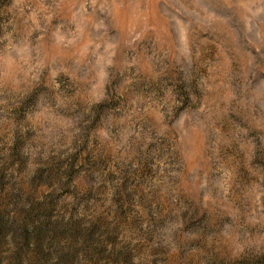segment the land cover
<instances>
[{"label":"clouds","instance_id":"clouds-1","mask_svg":"<svg viewBox=\"0 0 264 264\" xmlns=\"http://www.w3.org/2000/svg\"><path fill=\"white\" fill-rule=\"evenodd\" d=\"M157 6L165 12L159 20H151L155 38L147 58L151 75L145 87L153 94L159 92L163 99L155 108L149 104L144 109L158 114L150 128L157 141L151 152L140 132L125 128L119 141L113 132L114 127L125 124V120L115 119L122 97L127 96L129 107L139 116L133 107L139 99L138 80L121 82L114 74V57L121 43L130 45L139 38L138 31L148 30L149 17L140 11L139 0L119 4L93 0L92 15L99 11L103 19L85 26L93 37L90 58L67 45L61 50L59 42L46 47L43 37L34 42L30 39L32 29L18 32L14 27L15 35L0 37V171L12 185L4 191L14 194L18 190L21 173L34 177L37 170H49L50 157L56 156L59 145L46 142L42 147L33 146L28 134L34 129L37 110L51 112L54 105L67 116L59 123L60 135L115 141L111 146L121 152L119 159L125 163L139 149L144 158L155 161L152 166L169 168L164 183L173 201L181 187L177 180L187 175L196 205L207 209L208 215L194 232L185 234V240L198 241L195 248L174 240L173 233L182 228V222L157 235L152 246L165 247L170 260L176 264H190L193 259L198 264H264V167L253 164L257 153L264 157V0H156L145 4L148 9ZM118 14L128 22L127 40L107 36ZM77 16L73 13L67 24L42 31L45 35L52 31L54 38L60 28L77 23ZM170 20L175 21L170 25L174 38L168 31ZM50 21L48 16L49 25ZM77 32L84 36L79 26ZM202 33L215 39H200ZM209 44L218 49L215 58ZM142 67H138L137 76ZM45 69L47 83L42 84ZM60 73L73 82L61 88L56 82ZM177 84L183 86L182 91L177 90ZM173 133L179 134V140ZM160 171L163 173V168ZM184 210L181 206L180 211ZM194 211L189 209L188 214ZM7 243L11 248L12 241ZM109 252L111 261L119 258L121 248ZM79 260L77 255L74 264ZM25 264L35 261L26 257ZM129 264H136L135 257L129 258Z\"/></svg>","mask_w":264,"mask_h":264},{"label":"rangeland","instance_id":"rangeland-1","mask_svg":"<svg viewBox=\"0 0 264 264\" xmlns=\"http://www.w3.org/2000/svg\"><path fill=\"white\" fill-rule=\"evenodd\" d=\"M121 2L115 0L117 4ZM139 2L140 11L149 17L148 30L138 31L136 35L139 38L130 45L121 43L114 57L117 79L121 82L125 79L138 80L136 96L139 99L133 107L138 110L139 116L129 107L127 96L122 97L116 105L118 112L115 119H123L125 124L117 125L113 132L116 133L115 141L121 139L120 134L125 128L134 133L140 132L142 140L147 141V150L151 152L157 141L150 128L158 114L145 113L144 109L149 104L155 108L163 98L159 92L153 94L150 88L145 87L151 75L147 58L151 56L155 38L151 20L153 17L159 20L165 9L159 6L145 8V4L155 3L156 0ZM92 3L93 0H0V37L13 33L14 27L18 32L32 29L30 39L34 42L43 37L46 47L59 42L61 50L67 45L72 51L90 58L93 37L90 28L85 26H90L97 18L103 19L99 11L92 15ZM80 5H84V9ZM167 11L175 13L174 9ZM57 12L59 15H52ZM73 13L78 14L77 23L60 28L54 38L52 31H48L47 35L42 31L46 28L55 30L56 26L67 24ZM48 16H51L50 25L47 23ZM174 23L171 20L168 23V31L173 38L170 25ZM105 24L109 21L106 20ZM78 26L84 30V36L77 32ZM127 29L128 22L118 14L108 27L107 36L119 35L127 40ZM199 38L215 39L209 33H202ZM208 49L211 57L215 58L216 46L209 44ZM134 59L139 64L133 63ZM141 65L142 70L137 76ZM41 82L47 83V69L41 73ZM56 82L65 88L73 81L60 73ZM182 89L183 86L177 84V90ZM32 94L30 92L29 96ZM47 104L45 99L43 105L46 107ZM52 107L51 112L37 110L34 129L28 134L33 146L42 147L46 142L59 145L56 156L50 157L52 164L47 166L49 170H37L34 177L21 173L18 190L14 194L4 191L12 185L5 182L7 177L0 171V264H25L26 257H31L35 264H74L77 255L80 256L78 264H129L130 257H135L136 264H176L169 259L165 247H153L152 244L162 230L181 222L182 228L173 233L174 240L183 241L189 247L198 246V241L185 240V234L195 231L208 215V210L196 205V193L191 190L187 175L177 180L181 187L173 201L171 191L164 183L169 168L163 167V164L152 166L155 161L144 158L139 149L137 155L125 163V160L119 159L121 152L114 151L111 146L115 141L102 142L98 137L80 134L71 137L60 135L59 123L67 116L64 110ZM173 135L179 140L178 133ZM160 142L166 144V141ZM65 144L67 147H64ZM15 146L13 141L12 147ZM168 163H172L171 158ZM253 164L264 167V157L257 153ZM160 168H163V173ZM168 183H172L171 178ZM181 206L184 211H180ZM193 208L195 211L189 215L188 210ZM9 240L12 241L11 248L7 243ZM117 247L121 248L119 258L109 261V249ZM190 264L198 262L193 259Z\"/></svg>","mask_w":264,"mask_h":264}]
</instances>
